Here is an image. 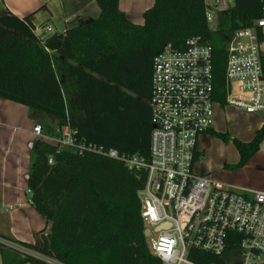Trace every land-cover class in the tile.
I'll return each instance as SVG.
<instances>
[{
	"label": "trees",
	"instance_id": "obj_1",
	"mask_svg": "<svg viewBox=\"0 0 264 264\" xmlns=\"http://www.w3.org/2000/svg\"><path fill=\"white\" fill-rule=\"evenodd\" d=\"M101 15L80 20L56 38L36 34L32 16L0 18V98L54 119L44 136L69 126L87 146L121 156L148 157L153 132V66L166 45L184 50L200 39L213 49L214 100L226 106L228 46L240 29L256 27L264 0H236L218 15L215 30L204 0H154L143 25L129 22L119 0H97ZM259 40L262 29L257 28ZM264 70V57L262 58ZM212 132V131H211ZM214 134L229 141L226 134ZM233 143L241 169L261 150L264 125L251 142ZM197 154L195 160H198ZM53 159L54 163L49 164ZM145 174L94 152L61 148L44 138L32 147L28 180L35 211L51 225L36 245L23 243L56 264H163L149 249L139 193ZM0 264H35L0 246ZM198 264H224L200 251Z\"/></svg>",
	"mask_w": 264,
	"mask_h": 264
},
{
	"label": "built area",
	"instance_id": "obj_2",
	"mask_svg": "<svg viewBox=\"0 0 264 264\" xmlns=\"http://www.w3.org/2000/svg\"><path fill=\"white\" fill-rule=\"evenodd\" d=\"M204 1L207 22L215 30L218 15L231 9L236 0ZM255 25L233 34L225 69V107L247 115L264 112L263 56L257 30L263 31L264 16ZM212 63V47L196 38L187 41L184 50L168 44L156 56L148 157L121 156L113 149L105 152L87 146L69 126L55 129L56 144L102 154L122 161L130 172L145 174L139 193L142 219L151 231L147 239L151 253L163 264H198L190 257L192 251L221 259L234 249L240 251L242 264H264V191L230 188L196 170L199 137L213 129L215 110L223 106L214 100ZM33 134L44 138L42 125H35ZM53 163L50 159L49 164ZM28 205L32 206L30 199ZM19 207L1 204L0 213L9 214ZM159 227L163 228L156 232ZM0 246L22 258L56 264L17 239L0 236Z\"/></svg>",
	"mask_w": 264,
	"mask_h": 264
},
{
	"label": "crops",
	"instance_id": "obj_3",
	"mask_svg": "<svg viewBox=\"0 0 264 264\" xmlns=\"http://www.w3.org/2000/svg\"><path fill=\"white\" fill-rule=\"evenodd\" d=\"M153 5L154 0H119L120 10L126 15L127 20L135 25L144 24L145 13L148 9L153 7ZM8 14L17 16L21 19L32 16L31 21L36 27V34L38 36H43L38 33V28L36 26L41 25L46 27V31L49 33L48 37L52 38L55 35L64 34L67 30L77 27L80 20L91 21L98 19L101 15V9L97 4V0H0V18ZM48 29H50V31H48ZM262 32L263 40L261 42V54L264 57V29ZM2 102L4 101L0 98V104ZM5 102L10 101L5 100ZM10 103L26 108L25 106L13 102ZM220 107L225 108V106ZM26 111L28 112V119L31 121L30 126L33 128L35 125H41L42 123L54 124V119L51 117L32 113L28 108H26ZM257 114L249 115V117L252 119L258 118V120H260L257 123L259 130L264 125V115L256 117L255 115ZM215 123L214 121V125ZM0 126L3 127L4 125L0 123ZM19 129H22V127L18 126V128H13V133L9 139H7L6 133H0V205L6 204L15 207L21 205V207L17 208L12 213L6 214L7 220L11 224H14L16 215H21L26 221H30V229L28 232H21L14 226L8 229L0 227V236L8 239H17L29 245H36L37 235L49 233L50 230L48 231V228L50 224H47L39 215L36 216L37 212L35 209L32 206L31 208L28 207L29 205L23 200V194L27 193V191L25 192V188L28 187L30 176L32 147L35 141H37V138L34 136L32 129V132L26 133V136L17 139L15 135L18 134L17 132ZM211 131L209 133H218L215 131V126H213ZM44 139L56 144V137L44 136ZM197 149L200 154L199 159L196 160V170L198 172V165L204 154L200 151L198 144ZM262 152L264 155V150ZM254 157L243 168L249 167ZM26 168H28V172H26ZM203 175L212 176L210 172H204ZM220 182L230 188L264 191V182L254 185L253 188L242 187L238 180L233 179L227 182Z\"/></svg>",
	"mask_w": 264,
	"mask_h": 264
},
{
	"label": "rangeland",
	"instance_id": "obj_4",
	"mask_svg": "<svg viewBox=\"0 0 264 264\" xmlns=\"http://www.w3.org/2000/svg\"><path fill=\"white\" fill-rule=\"evenodd\" d=\"M38 33L45 38H49L46 27L36 25ZM2 101V100H1ZM0 104V133H6L7 139L13 133V128L21 126L15 135L17 139L26 136V133L32 132L33 127L30 126V119H28V112L26 108L17 106L10 102L3 100ZM8 103V104H5ZM20 107V108H19ZM264 113L255 115L256 117L263 116ZM258 118L252 119L244 112L235 110L230 107H217L215 119V131L220 134H226L229 141L218 138L214 134H204L199 138L198 147L203 152V158L199 162L198 172H210V174L219 181L227 182L238 180L242 187L253 188L254 185L264 182V155L263 147L261 151L250 162V166L240 170H234L231 167L239 162V154L233 143L234 139L241 142H251L255 133L258 130ZM28 172V168H26ZM25 178V177H24ZM28 187L25 188V192ZM25 195V196H24ZM30 196L23 194V200L28 205ZM28 207L31 208L29 205ZM16 215V214H15ZM39 214L37 213L36 216ZM40 216V215H39ZM41 217V216H40ZM14 226L18 231L28 232L30 229V221H26L21 215H16L14 224H11L6 217V213H0V227L8 229ZM51 231V225L48 231ZM50 233V232H49ZM46 233L45 235L49 234ZM148 243V242H147ZM150 249V248H149ZM224 264H242L243 260L238 249L231 250L224 254L221 258Z\"/></svg>",
	"mask_w": 264,
	"mask_h": 264
},
{
	"label": "water",
	"instance_id": "obj_5",
	"mask_svg": "<svg viewBox=\"0 0 264 264\" xmlns=\"http://www.w3.org/2000/svg\"><path fill=\"white\" fill-rule=\"evenodd\" d=\"M226 10V8H224ZM57 36L55 35L54 37H52L50 40L56 38ZM163 227H159L158 229H156V232L160 231ZM151 237V231L146 229L145 230V238L146 239H149ZM37 242H39V238H37ZM35 264H43V263H40L38 261L35 262Z\"/></svg>",
	"mask_w": 264,
	"mask_h": 264
}]
</instances>
